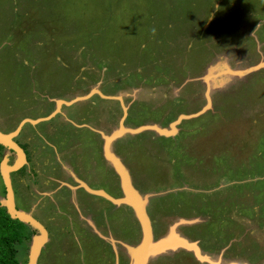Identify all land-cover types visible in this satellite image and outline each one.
<instances>
[{
  "label": "rangeland",
  "instance_id": "374dc122",
  "mask_svg": "<svg viewBox=\"0 0 264 264\" xmlns=\"http://www.w3.org/2000/svg\"><path fill=\"white\" fill-rule=\"evenodd\" d=\"M261 61L264 0H0V129L19 123L29 153L9 178L46 231L35 264H134L136 211L83 184L124 196L106 151L145 198L150 243L196 249L144 264H264ZM39 237L15 244L17 264Z\"/></svg>",
  "mask_w": 264,
  "mask_h": 264
},
{
  "label": "water",
  "instance_id": "95a60500",
  "mask_svg": "<svg viewBox=\"0 0 264 264\" xmlns=\"http://www.w3.org/2000/svg\"><path fill=\"white\" fill-rule=\"evenodd\" d=\"M263 65H264V61H261L260 63H258L254 67L260 68ZM231 71H232V73H237V74H244L245 73V70H237V71L231 70ZM241 76L242 75H239V77H241ZM63 102L64 101L60 100L57 103L56 109H59L60 105ZM123 111H125L124 106H123ZM46 118H47V116L44 117V119H46ZM29 121L36 123L39 121V119H36V120L29 119ZM175 123H177V120L175 121ZM175 123L171 124L169 129L164 128L163 131L159 130V129L158 130L160 132H162V134H164V135L170 134L171 131L174 130V128H175ZM18 131H19V124L14 129V131L3 132L2 130H0V144L3 145L4 147H6L9 151L10 150L14 151L17 155L16 161L11 166L7 165V162H6L7 159L6 158L2 159V161L0 163V175L2 177V181H3L4 187H5V192H6V199H5V201L1 200L0 205L5 206L6 211L8 212L10 217L16 218V219H18L24 223H27L40 232V237L34 241L32 252H31V255H30L29 261H28V264H35L36 258L39 254V250H40L41 246L43 245V242L45 241L46 231H45L44 227L37 220L32 218L27 213L18 210L15 207L14 195H13L11 181L9 178V172L13 171V170H17L19 167H21L25 163V160H26L25 154H24L22 148L14 140V137L17 135ZM126 131H127V129L124 128L120 123L117 133L115 132L111 136H105V141L107 142L105 148L108 150V144H109L110 140L117 138L119 136L118 134L123 135ZM106 157L108 158L109 161L114 162L116 164V166H118L120 168V176H121L120 186L122 188V193L124 196L122 198H119V199H112V198H110L111 196L103 190H92L91 188H89L88 186H85V185H84V188L90 192H95L99 195H104L107 199H109V200L111 199L117 204L118 203H127V204L131 205V207H133L134 210L136 211V214L139 218L140 227L143 231V240H142L141 244L137 247V250L139 252L137 251L135 253V255L137 257H136L134 264H144L145 258L150 254V251H153L156 249H162L164 247H169V246H173V245H181L184 247H191V249L196 250L193 245L187 244L184 241L176 242L175 244H170V243H168V240H162L161 241L162 244H159V245H155L153 242H152V244L150 243L152 238L151 239L149 238L151 236H150V230H149V225H148V221H147L148 218H147V215L145 212V208L143 206L144 202H145V198H144V200H142L140 195L138 194V192L133 188L132 183H131V176L129 173L127 174L125 172V169L122 167L120 161L117 158H115L108 151H106ZM145 228H147V229L145 230ZM156 243H158V242H156Z\"/></svg>",
  "mask_w": 264,
  "mask_h": 264
},
{
  "label": "trees",
  "instance_id": "16d2710c",
  "mask_svg": "<svg viewBox=\"0 0 264 264\" xmlns=\"http://www.w3.org/2000/svg\"><path fill=\"white\" fill-rule=\"evenodd\" d=\"M4 148L0 144V151ZM35 232L32 226L10 217L6 208L0 206V264H17L15 244L31 238Z\"/></svg>",
  "mask_w": 264,
  "mask_h": 264
},
{
  "label": "flooded vegetation",
  "instance_id": "af4514ba",
  "mask_svg": "<svg viewBox=\"0 0 264 264\" xmlns=\"http://www.w3.org/2000/svg\"><path fill=\"white\" fill-rule=\"evenodd\" d=\"M126 115V114H125ZM126 117V116H125ZM19 124V123H18ZM18 124H17V126H18ZM17 135H18V133H17ZM17 135L15 136V137H17ZM14 140L18 143V145L22 148V150H23V152H24V154H25V158L28 160V158H29V153L26 151L27 150V148H26V145H24V144H22L18 139H15L14 138ZM84 185H86L85 183H83ZM85 196H82V198H84ZM81 199V198H80ZM91 199H89L88 201H90ZM82 203L84 202V201H86V199H83V200H80ZM88 205V204H87ZM88 206H90V204L88 205ZM99 224V223H98ZM73 233H76L75 232V230H74V232ZM79 237L80 238V235H76V237Z\"/></svg>",
  "mask_w": 264,
  "mask_h": 264
},
{
  "label": "bare ground",
  "instance_id": "6f19581e",
  "mask_svg": "<svg viewBox=\"0 0 264 264\" xmlns=\"http://www.w3.org/2000/svg\"><path fill=\"white\" fill-rule=\"evenodd\" d=\"M86 186V185H85ZM147 228H145V230H146ZM150 239H151V237H149ZM168 240V243H170V244H175L176 242H180V241H178L177 239H175V238H171V239H167ZM154 243V242H153ZM155 245H159V244H162V242L160 241V242H158V243H154Z\"/></svg>",
  "mask_w": 264,
  "mask_h": 264
},
{
  "label": "crops",
  "instance_id": "0c3cea01",
  "mask_svg": "<svg viewBox=\"0 0 264 264\" xmlns=\"http://www.w3.org/2000/svg\"><path fill=\"white\" fill-rule=\"evenodd\" d=\"M1 130V129H0ZM3 131V130H2ZM3 132H7V131H3ZM83 187V186H82ZM72 189H71V191H74L76 188H73V187H71ZM90 188V187H89ZM92 190H94V189H92ZM86 191V190H85ZM87 192V191H86Z\"/></svg>",
  "mask_w": 264,
  "mask_h": 264
}]
</instances>
